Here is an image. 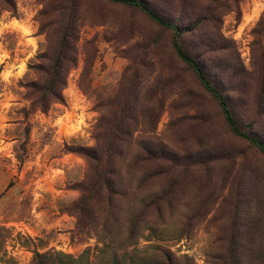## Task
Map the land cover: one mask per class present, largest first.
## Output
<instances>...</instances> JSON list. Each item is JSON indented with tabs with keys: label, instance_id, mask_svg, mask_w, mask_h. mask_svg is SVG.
I'll return each instance as SVG.
<instances>
[{
	"label": "rangeland",
	"instance_id": "1",
	"mask_svg": "<svg viewBox=\"0 0 264 264\" xmlns=\"http://www.w3.org/2000/svg\"><path fill=\"white\" fill-rule=\"evenodd\" d=\"M94 2L99 16L80 24L77 64L67 77L65 103L52 104L47 113L33 108L24 96V85L35 80L28 67L46 45L36 21L42 4L15 0L17 15H0V264H31L35 252L78 257L86 249L91 250L94 264L99 238L108 227L126 233L133 219L139 226L140 248L158 244L181 264H264V156L228 130L217 106L205 95L199 111L182 107L184 97L176 95L178 91L167 96L152 126L154 133H140L136 146L128 149L118 210L111 216L93 210L85 218V233L75 236L73 207L80 199L77 187L88 166L74 150L95 146L93 132L99 115L94 110V92L113 93L136 46L156 37L161 39L163 64L183 75L167 49L168 31L139 11L105 0ZM151 6L158 10V4ZM239 7L238 25L232 13L222 17L223 50L216 70L224 69L220 73L223 87L230 80L231 89L242 84L236 88L243 87L241 92H229L237 124L264 141V95L254 88L264 44V0H240ZM86 55H90V73L84 80L88 92H82L78 81ZM229 65L241 73L239 81L230 79ZM163 72H155L140 89L136 114L141 131L149 116L145 109L155 113L153 99H148L155 87L152 80L162 73L165 76ZM183 79L188 85L184 90L201 92L193 76L185 74ZM245 101L248 106L241 107ZM159 143L162 147L155 149H165L174 158L168 174L163 162L142 163L143 150L139 156L141 146L158 147ZM154 172L158 175L151 178ZM124 236L112 245L118 254ZM106 257L110 258L108 252ZM117 262L128 264L123 257Z\"/></svg>",
	"mask_w": 264,
	"mask_h": 264
},
{
	"label": "trees",
	"instance_id": "2",
	"mask_svg": "<svg viewBox=\"0 0 264 264\" xmlns=\"http://www.w3.org/2000/svg\"><path fill=\"white\" fill-rule=\"evenodd\" d=\"M42 4L36 21L39 33L45 35V50L40 52L35 62L29 65V70L35 75V80L24 85L25 99L31 102L33 108L42 113H47L52 104H64L63 90L67 85L69 72L77 64V44L79 41V27L87 19H95L99 16L94 8V0H38ZM112 5L131 8L139 11L152 24L170 33L167 49L171 52L182 74H175L173 69L163 64L159 55L162 49L161 39L143 40L136 46V54L130 57V64L125 69L118 88L113 93L94 92V110L99 117L94 126L93 138L95 146L77 147L74 153L81 156L87 163L88 170L85 179L78 185L80 199L73 207L76 218V234L85 233V218L93 210L110 214L118 210L117 202L122 195L121 170L125 166L128 149L138 143L139 134L152 135L153 125L162 110L167 96L176 95L184 97L182 107L185 109H200L204 95L213 100L217 106L226 127L236 137L246 140L264 156V141L253 134L242 131L235 116V103L232 102L229 92L240 91L236 89L242 84L236 83V88L231 86L232 80L223 87L220 83L219 52L223 50L224 37L222 30V17L227 14L234 15L236 25L240 22V0H201L199 4L194 0H105ZM159 5L158 10L151 5ZM164 7L170 13L161 12ZM8 12L12 16L17 15L15 0H0V15ZM178 20V21H177ZM262 20H260V24ZM264 33V25H263ZM94 42H87L93 46ZM186 47V48H185ZM259 64L254 79L257 94L264 95V44L261 46ZM187 49L191 50L188 51ZM93 52L96 49L93 47ZM86 66L78 81V87L82 92H88L84 85L87 79L88 63L90 55H86ZM177 64V66H178ZM164 66V67H163ZM208 66V67H207ZM215 69V70H213ZM230 79L239 81L241 73L232 65ZM166 70L165 76L163 71ZM215 71V73L213 71ZM212 71V73H211ZM155 72H163L152 80L155 86L149 92L148 99H153L155 113L148 109V120L143 123L141 131L136 107L139 104L140 89L146 84ZM185 74L193 76L199 87V93L190 89ZM251 79V77L247 76ZM251 82V81H250ZM246 86L247 84L244 83ZM241 92V91H240ZM244 94V93H243ZM246 94V93H245ZM186 96V97H185ZM248 106L243 102L241 107ZM254 111L255 107H254ZM205 118V114H202ZM197 117L195 115V118ZM193 120V119H192ZM205 121V120H204ZM206 122V121H205ZM28 134V129L25 131ZM134 135L135 138H134ZM158 147L141 146L144 162L161 161L166 165L165 174L173 170L174 158L165 149ZM143 150V152H142ZM158 173H151V178ZM126 233L114 232L111 227L99 238L101 247L97 249L98 255L94 257V264H118L119 257H123L128 264H181L172 254L158 244L139 247L138 222L133 219L128 222ZM3 229L0 228V232ZM150 233L155 234V229L150 228ZM88 234V233H87ZM124 234V247L113 249V243L118 236ZM75 236L73 238H75ZM110 256V260L106 257ZM91 250L86 249L78 257L63 253H34L31 264H93ZM185 260H187L185 258ZM185 264H189L187 261Z\"/></svg>",
	"mask_w": 264,
	"mask_h": 264
}]
</instances>
